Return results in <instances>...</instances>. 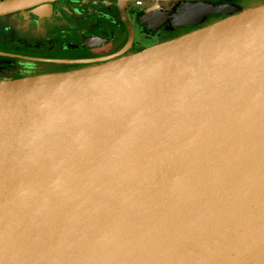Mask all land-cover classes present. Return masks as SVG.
<instances>
[{"label": "water", "instance_id": "1", "mask_svg": "<svg viewBox=\"0 0 264 264\" xmlns=\"http://www.w3.org/2000/svg\"><path fill=\"white\" fill-rule=\"evenodd\" d=\"M149 1L150 29L221 16L0 81V264H264V2Z\"/></svg>", "mask_w": 264, "mask_h": 264}, {"label": "flooded vegetation", "instance_id": "2", "mask_svg": "<svg viewBox=\"0 0 264 264\" xmlns=\"http://www.w3.org/2000/svg\"><path fill=\"white\" fill-rule=\"evenodd\" d=\"M140 3L49 0L0 13V81L74 69H61L62 63H81L79 67L101 63L205 23L172 26L168 20L150 29L139 20ZM174 27L184 30L162 38ZM49 63L56 67L43 66Z\"/></svg>", "mask_w": 264, "mask_h": 264}, {"label": "rangeland", "instance_id": "3", "mask_svg": "<svg viewBox=\"0 0 264 264\" xmlns=\"http://www.w3.org/2000/svg\"><path fill=\"white\" fill-rule=\"evenodd\" d=\"M140 1H141V3L137 6L139 9H144L146 7H149L150 4H152L149 0H140ZM205 1H209V2H212V3L229 2L230 1V2H236V3L240 4V5H245V6L246 5H248V6L257 5V4H260V3L264 2V0H205ZM167 9H168V5L163 3V1H160L159 4H157V6H156V10L157 11H166ZM219 16H221V15L220 14L211 15L207 19H205L203 22H208L209 20L215 19V18H217ZM5 22H7V20ZM169 22H170V20H169ZM183 30H184L183 27L171 28L168 33H165L162 36V38L169 37V36L174 35L176 33L182 32ZM81 65H82L81 63H70V64L62 63L61 65H59V67L61 69H69V68L78 69V68H81V67H79ZM43 66L44 67L55 68L56 67V63H49V64L43 65Z\"/></svg>", "mask_w": 264, "mask_h": 264}, {"label": "crops", "instance_id": "4", "mask_svg": "<svg viewBox=\"0 0 264 264\" xmlns=\"http://www.w3.org/2000/svg\"><path fill=\"white\" fill-rule=\"evenodd\" d=\"M139 1H140V0H139ZM141 13H142V10H141ZM205 23H207V22H205ZM205 23H204V24H205ZM154 28H155V27H154ZM154 28H151V29H154ZM193 29H194V28H193ZM191 30H192V29H191ZM188 31H189V30H188ZM154 44H156V43H154ZM151 45H153V44H151ZM151 45H148V46H151ZM148 46H145V47H148ZM145 47H143V48H145ZM143 48H142V49H143ZM140 50H141V49H140ZM133 53H134V52H133Z\"/></svg>", "mask_w": 264, "mask_h": 264}, {"label": "built area", "instance_id": "5", "mask_svg": "<svg viewBox=\"0 0 264 264\" xmlns=\"http://www.w3.org/2000/svg\"><path fill=\"white\" fill-rule=\"evenodd\" d=\"M137 3V2H136Z\"/></svg>", "mask_w": 264, "mask_h": 264}]
</instances>
